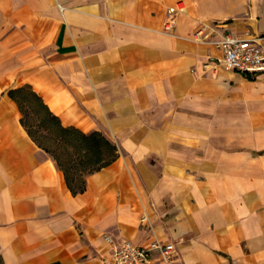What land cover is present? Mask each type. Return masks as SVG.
<instances>
[{"label": "crops", "instance_id": "0c3cea01", "mask_svg": "<svg viewBox=\"0 0 264 264\" xmlns=\"http://www.w3.org/2000/svg\"><path fill=\"white\" fill-rule=\"evenodd\" d=\"M201 27L264 37V0H0V264H108L154 238L169 264H264V71L220 64ZM25 84L117 146L84 192L22 125Z\"/></svg>", "mask_w": 264, "mask_h": 264}, {"label": "built area", "instance_id": "2783aa9c", "mask_svg": "<svg viewBox=\"0 0 264 264\" xmlns=\"http://www.w3.org/2000/svg\"><path fill=\"white\" fill-rule=\"evenodd\" d=\"M183 8L171 6L166 28L174 23V14ZM207 32L204 27L198 28L194 39L200 42H211L220 52L215 59L229 69L251 75L264 71L263 36L240 37L227 31H218L213 27ZM175 246L172 242L154 238L146 244L139 245L130 240L111 242L108 264H154L157 255L162 264H169L174 257Z\"/></svg>", "mask_w": 264, "mask_h": 264}, {"label": "trees", "instance_id": "16d2710c", "mask_svg": "<svg viewBox=\"0 0 264 264\" xmlns=\"http://www.w3.org/2000/svg\"><path fill=\"white\" fill-rule=\"evenodd\" d=\"M7 94L17 103L22 114L21 123L26 129L27 133L39 147L50 153L59 169L62 170L67 186L73 195L85 191L87 175L108 166L118 157L117 146L101 132L91 131L86 133L74 126L63 125L60 118L50 110L41 96L38 95L30 85L25 84L16 88L9 89L7 91ZM27 97H31L41 107L43 111L42 122L44 124L47 122H51L58 128V131L64 135V144L68 153L70 154L71 151L69 150L72 148L77 151L80 161L78 164L73 165V168H75L73 174H71L70 169L66 165V163L61 160V157L55 152H51L48 148L42 146L34 136V132L31 130V128L26 125L24 120L25 109L23 106L22 98ZM80 170H85L84 174H80ZM51 264L59 263L54 262Z\"/></svg>", "mask_w": 264, "mask_h": 264}, {"label": "rangeland", "instance_id": "374dc122", "mask_svg": "<svg viewBox=\"0 0 264 264\" xmlns=\"http://www.w3.org/2000/svg\"><path fill=\"white\" fill-rule=\"evenodd\" d=\"M20 81H22L21 75L19 77L17 73H14L13 76H6L4 79H2L5 89L9 85H14ZM22 100L25 109L24 120L26 125L29 126L34 132V136L37 138L38 142L42 146L48 148L51 152L58 154L61 157V160L69 167L71 174H73L75 171L73 165L78 164L80 161L77 151L72 148L69 150L71 151L69 154L65 148L64 135L61 134L58 131V128L51 122H47L45 124L42 122L43 111L35 100H33L31 97L22 98ZM46 153L50 155V153ZM79 172L80 174H84L85 170H80Z\"/></svg>", "mask_w": 264, "mask_h": 264}]
</instances>
